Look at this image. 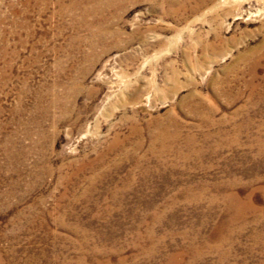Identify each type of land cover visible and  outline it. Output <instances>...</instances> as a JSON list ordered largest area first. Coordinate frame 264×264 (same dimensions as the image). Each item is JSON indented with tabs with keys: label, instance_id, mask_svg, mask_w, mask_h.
I'll return each instance as SVG.
<instances>
[{
	"label": "rangeland",
	"instance_id": "obj_1",
	"mask_svg": "<svg viewBox=\"0 0 264 264\" xmlns=\"http://www.w3.org/2000/svg\"><path fill=\"white\" fill-rule=\"evenodd\" d=\"M0 264H264V0H0Z\"/></svg>",
	"mask_w": 264,
	"mask_h": 264
}]
</instances>
